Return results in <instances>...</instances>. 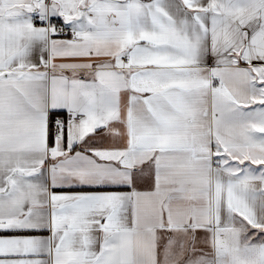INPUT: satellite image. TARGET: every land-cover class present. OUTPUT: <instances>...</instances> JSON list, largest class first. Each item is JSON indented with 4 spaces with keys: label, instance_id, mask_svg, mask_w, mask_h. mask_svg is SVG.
Masks as SVG:
<instances>
[{
    "label": "snow or ice",
    "instance_id": "snow-or-ice-1",
    "mask_svg": "<svg viewBox=\"0 0 264 264\" xmlns=\"http://www.w3.org/2000/svg\"><path fill=\"white\" fill-rule=\"evenodd\" d=\"M0 264H264V0H0Z\"/></svg>",
    "mask_w": 264,
    "mask_h": 264
}]
</instances>
